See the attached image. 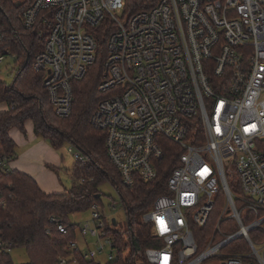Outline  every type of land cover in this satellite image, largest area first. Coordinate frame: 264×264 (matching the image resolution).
I'll return each instance as SVG.
<instances>
[{
    "label": "built area",
    "instance_id": "1",
    "mask_svg": "<svg viewBox=\"0 0 264 264\" xmlns=\"http://www.w3.org/2000/svg\"><path fill=\"white\" fill-rule=\"evenodd\" d=\"M12 1L23 6L25 29L44 42L33 68L44 75L60 118L71 114L73 85L96 61L92 29L112 22L98 87L105 97L91 123L106 133L124 187L156 181L169 143L178 148L165 194L142 215L156 244L145 252L148 263L264 264V0H160L135 14L126 0ZM8 56L16 62L6 50L0 65ZM9 163L0 159V171H10ZM1 197L0 190L4 206ZM91 209L95 226L82 234L99 242L84 257L107 250L116 261L120 250L109 229L117 222L110 224L98 204ZM213 218L209 233L196 234ZM51 222L68 234L56 217ZM67 249L80 250L75 242ZM12 250L0 236V258Z\"/></svg>",
    "mask_w": 264,
    "mask_h": 264
},
{
    "label": "trees",
    "instance_id": "2",
    "mask_svg": "<svg viewBox=\"0 0 264 264\" xmlns=\"http://www.w3.org/2000/svg\"><path fill=\"white\" fill-rule=\"evenodd\" d=\"M160 0H126V11L132 14L155 7ZM0 54L10 50L16 55V77L11 85L0 81V103L8 110L0 112V159H16L17 145L10 131L17 128L26 135L25 124L32 121L37 136L42 137L55 149L70 143L86 158L77 161L73 168V186L64 193L47 194L31 176L10 170L0 171V190L4 206L0 205V236L11 243L12 249L23 248L29 256V264H60L66 258L71 264H102L97 259L88 260L80 250L70 251L75 242L78 225L71 224L70 215L86 211L99 204L100 187L111 182L116 188L127 213L128 226L124 231L109 229L116 237L120 255L107 264H149L145 252L156 247L152 230L142 221V215L150 210L154 201L166 192V181L174 165L178 148L169 143L166 163L159 178L151 183L138 181L127 188L121 184L118 172L109 159L105 147L106 133L93 126L91 118L100 101L105 97L98 92L102 68L106 60L108 36L114 29L106 19L92 29L97 42L96 61L85 77L74 83V101L71 114L66 118L56 116L45 88L44 75L33 68L35 57L42 51L44 42L34 31L25 29L19 15L23 6L17 7L12 0H0ZM50 169L54 167L49 166ZM83 177L85 182L80 183ZM56 217L68 230L67 235L57 231L51 218ZM215 218L204 229L195 228L196 234L209 233ZM48 231L50 234H48ZM128 254H124L127 250ZM0 264H15L11 253L0 258Z\"/></svg>",
    "mask_w": 264,
    "mask_h": 264
},
{
    "label": "rangeland",
    "instance_id": "3",
    "mask_svg": "<svg viewBox=\"0 0 264 264\" xmlns=\"http://www.w3.org/2000/svg\"><path fill=\"white\" fill-rule=\"evenodd\" d=\"M19 17L21 20V15H19ZM16 70H15V61L13 57L8 56L6 60L0 65V81H3L8 85H11L16 77ZM1 105L2 103H0V106ZM38 137L42 139V137L40 136ZM72 148L75 151L77 150L70 143H65V145L59 150L54 149L62 160L60 167L54 166V169H50L49 168L50 165H46L47 169L51 170V172L54 173L62 190L64 189L63 190L64 192L72 188L74 181L73 168L76 165L77 160L74 154L69 152V150ZM18 151L19 150L17 149L16 158L19 156ZM100 191H101V198L98 206H100L101 212H103L104 215L108 218L110 224L113 219L116 220L117 222V226H115L116 230L117 229L122 231L126 230L128 226L127 213L122 205V201L114 185L111 182H106L101 185ZM219 210L215 211L213 215L215 218L217 215H219ZM68 221L71 224H75L79 226L76 230L75 243L78 245L80 251L84 253H88L90 251H96L99 238H93L90 236L84 237L82 234V228L85 227L86 225H89L90 227L95 226V223L93 222L92 209L90 208L86 211L72 214L70 215ZM107 253L108 251L106 250L105 254L97 258V261L102 264H107L109 262L108 259L106 258ZM128 253L129 250L127 251L126 254ZM11 257L15 264H29L30 262L29 256L27 255L25 249L23 248L13 249L11 251Z\"/></svg>",
    "mask_w": 264,
    "mask_h": 264
},
{
    "label": "crops",
    "instance_id": "4",
    "mask_svg": "<svg viewBox=\"0 0 264 264\" xmlns=\"http://www.w3.org/2000/svg\"><path fill=\"white\" fill-rule=\"evenodd\" d=\"M8 110V105L2 103L0 112ZM26 135L17 128L10 131V136L16 143L19 156L9 163L11 170H17L31 176L47 194L64 193L59 182L46 165L60 167L62 160L58 153L43 138H39L34 131L32 121L25 124Z\"/></svg>",
    "mask_w": 264,
    "mask_h": 264
},
{
    "label": "water",
    "instance_id": "5",
    "mask_svg": "<svg viewBox=\"0 0 264 264\" xmlns=\"http://www.w3.org/2000/svg\"><path fill=\"white\" fill-rule=\"evenodd\" d=\"M20 6V4L19 3H17V7H19ZM2 11V9H1V6H0V12ZM113 224L114 225H116V220L115 219H113Z\"/></svg>",
    "mask_w": 264,
    "mask_h": 264
}]
</instances>
